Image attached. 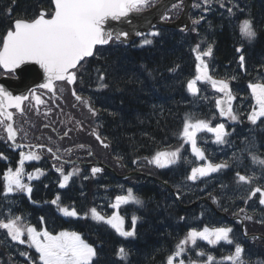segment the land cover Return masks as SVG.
Returning a JSON list of instances; mask_svg holds the SVG:
<instances>
[{"label":"trees","instance_id":"1","mask_svg":"<svg viewBox=\"0 0 264 264\" xmlns=\"http://www.w3.org/2000/svg\"><path fill=\"white\" fill-rule=\"evenodd\" d=\"M40 11H45L46 16H49L53 11L51 0H0V46L15 20H33ZM262 32L259 35L264 37ZM158 37L159 40L143 48L120 44L97 48L96 54L81 65L84 68L78 75L75 87L90 98L92 108L96 110L93 116L96 121L94 130L108 143L111 153L108 164L119 173L151 167L150 172L167 182L174 192L141 176L129 178L140 182L139 188H134V194L144 202L142 207L131 205L130 209L122 212L126 229L132 227V217L128 214L140 215L134 238L118 236L114 228L93 221L90 215L85 218V214L92 208H96L102 215L106 208L102 200V196L105 198L102 171L88 174L86 178L84 174L78 176L77 183L70 188L59 189L49 185L34 189L28 195L22 194L12 204L14 214L26 216V223L38 231L46 229L52 234L61 231L79 233L86 242L97 248L99 259L95 264H167L168 256L174 253L177 244L185 238L190 228L200 230L205 227L232 228L230 237L243 245L244 259L264 260L263 239L247 241L241 236L237 223L217 215L207 204L201 203L185 210L174 198V193H179L184 205L200 197L213 202L211 197L215 196L218 202L213 203L219 211L239 215L247 231L264 235V210L259 205L260 194L249 198L251 188L259 186L264 189V171L244 164L249 160L248 152L244 149L246 143L248 147V143L253 142L251 138L243 141L245 146L237 134L229 136L228 143H215L212 147L204 140H198V146H202L208 160L217 163L229 161L230 167L210 178L187 180L196 157L190 145L179 137L185 118L191 117L193 122L206 119L213 124L219 117L212 116L215 112L212 102H202L199 91L193 95L187 88L188 81L194 78L197 61L185 54L181 38L166 29ZM223 46V52L216 55L218 61L230 55L228 45ZM256 51L260 60H264V43L256 47ZM97 69L105 74L104 83L107 86L104 88L99 87ZM169 69L175 71L164 72ZM256 140L255 147L264 150L263 139ZM181 144H184L181 149L182 159L177 164L166 168H158L152 163L148 165V160L156 152L171 151ZM95 146L101 148L97 144ZM117 161L123 166L117 164ZM237 172L246 176L254 174L256 179L251 186L240 184L236 179ZM109 181L115 179L110 175ZM221 185L226 187L222 188ZM114 189L117 190L116 187ZM57 197L60 198L59 206L74 207L79 216L66 217L60 213L58 205L52 203ZM12 201L5 200L0 183V217L3 214L2 207L10 205ZM121 246L129 252L126 262L116 257V251ZM201 246H205V249H201ZM186 247L189 250L180 257H174L173 264H179L181 259L185 264H189V261L201 263L207 259L208 254L220 260L234 249V245L223 241L213 246L199 239L195 247L191 244ZM24 252L31 259L22 256ZM197 252L206 255L201 257ZM38 255L27 244L9 245L0 239V264H40Z\"/></svg>","mask_w":264,"mask_h":264},{"label":"snow or ice","instance_id":"2","mask_svg":"<svg viewBox=\"0 0 264 264\" xmlns=\"http://www.w3.org/2000/svg\"><path fill=\"white\" fill-rule=\"evenodd\" d=\"M55 5L54 11L50 14L49 18H45V13L41 14L31 21L17 19L13 22L14 30H9L3 37V45L0 47V67L9 71H15L21 65L27 62H35L40 66L44 73L45 82L37 87L47 89L55 93L56 82L67 81L72 84L76 79V70L86 57H92L96 53L94 49L97 46L108 45L113 41H121V38H126L128 33L125 31H110L106 30V22L111 20L119 21L121 18L128 17L129 13L140 12L145 7L149 6V0H53ZM210 0H203L204 5H208ZM174 9L178 5L172 6ZM200 7V5H196ZM221 7L224 3L221 2ZM234 7H238L235 5ZM208 9L205 8V11ZM229 14H233V7L227 8ZM161 19H167L166 16ZM202 19V17H201ZM199 19L194 21V24L199 23ZM239 31L242 39L248 43H252L258 36L255 30L252 19L246 18L239 25ZM137 35H143L137 33ZM150 36H158L159 32L153 31L149 33ZM143 45L151 44L150 39H144ZM197 48L193 52H197ZM241 49L237 48V52ZM212 54V46L209 45L208 49L202 54L196 55L198 61L196 65L197 77L195 80H189L187 83L188 90L195 95L198 92L196 81H208L212 87L221 93H225V100H217V107L221 116H228L231 120L237 121L238 115L234 113L231 101L234 99L229 84L227 81H217L209 74L208 66L204 63L202 56H210ZM244 56H240L241 67L244 65ZM178 67V66H177ZM27 71V69H23ZM175 71V69H169ZM99 87L104 88L107 85L104 83L105 74L97 69ZM252 97L255 100V106L248 114L247 119L256 126L261 118H264V82L249 83ZM75 95V92L73 93ZM35 100L39 105L44 101L36 94L35 89H31L28 95H13L5 88L0 87V126L4 127L7 132V139L15 142L17 130L13 127V113L9 108H15L22 111V102L29 99ZM77 100H81L80 96H76ZM85 106L89 107L93 115L96 110L91 108L89 101H82ZM207 131L213 133L215 136V143L226 144L228 143L227 137L229 133L225 131L223 123L216 124L215 127L210 126L209 122L204 120L192 121L191 117H186L183 128L179 133V137L185 144L191 145V150L196 159L203 161L200 166L193 167L187 180L196 181L200 178H207L212 173H218L230 167L229 161L220 163H213L208 160L205 151L202 150L197 143V133ZM95 135V133H93ZM97 139L100 137L97 135ZM103 144V141H101ZM16 148H23V145H15ZM108 147L107 144L103 145ZM254 141L248 143V147L244 151L248 152L249 158L253 165L261 166L264 171V158L257 155L252 149L254 148ZM31 147V146H29ZM83 147V146H81ZM180 147L171 151H158L149 160V163L155 164L158 168H166L170 165L177 164L182 159ZM52 152V149H48ZM21 159L18 166L13 171L11 168L3 173L4 181V195L14 192L31 193L32 188L29 184L24 183V170L23 162L25 160H38L40 157L33 153L20 152ZM135 163V161H134ZM38 173L39 169L36 170ZM61 172L60 187H65L70 180V177L79 172L75 169L74 172L67 174L63 173L62 169H57ZM92 173L96 174L101 171L100 168L93 167ZM28 180L33 179L31 173L27 176ZM237 182L240 184H251L255 181V175L246 176L239 172L236 173ZM221 187H226L221 185ZM260 194L259 203L264 205V189L257 186L251 188L249 198ZM179 198V193H177ZM213 202H218V198L211 197ZM59 197L52 201L53 204L58 205V211L66 217H78L79 213L73 207L59 206ZM247 203V200L245 201ZM134 204L143 206V200L136 196L132 189H129L126 195H117L115 203L111 206L118 208L122 204ZM243 211V209H241ZM90 218L97 223H105L119 233L120 236L126 238H134L137 235L136 226L140 219L136 215L131 218L132 227L128 230L123 228L124 218L113 214L111 217H106L99 213L96 208L90 209L85 218ZM251 219V217H245ZM180 219H184L181 217ZM43 222V218H41ZM0 229L7 230V235L14 242L19 244H27L29 248H34L39 254L38 259L40 264H95L99 259L97 248L92 244L86 242L82 236L77 232L61 231L57 234H52L46 229L37 230L34 226L27 224L23 217H12L9 213V218L5 221L0 219ZM233 229L229 227H217L203 229L190 228L184 239L180 240L176 246L174 253L167 258V264H173L174 257H180L186 250V246L191 244L193 247L197 245V240L206 241L209 245H216L218 242H225L228 245H234L231 254L217 260L212 255L208 254L207 259L202 261V264H264V260L250 261L244 259L245 249L242 244L236 243L231 237ZM26 239L22 238L25 237ZM253 239H257L253 237ZM22 256L28 257V253H21ZM198 256L203 257L206 255L204 252H197ZM129 256L128 250L121 246L116 251V257L119 260L127 261ZM28 259H31L28 257ZM179 264H185L183 259L179 260ZM189 264H197L195 261H189Z\"/></svg>","mask_w":264,"mask_h":264},{"label":"flooded vegetation","instance_id":"3","mask_svg":"<svg viewBox=\"0 0 264 264\" xmlns=\"http://www.w3.org/2000/svg\"><path fill=\"white\" fill-rule=\"evenodd\" d=\"M158 1L159 0H149V6L145 7L144 9L153 6ZM221 2L224 3V7H221ZM174 4L178 5V7H176L175 9L172 7ZM198 4L200 5V7H196V5ZM183 5V0L173 3L162 16H166L167 19L162 20L175 21L176 19H178L182 12ZM235 5H238V7H234ZM229 7H233V14L231 15L227 11V8ZM205 8H207L208 10L205 11ZM189 16L191 20L189 29L184 31L183 29H185V26H182L178 31H172L177 34H181V40L184 43L185 54L190 55L194 60H196L197 54H202L208 49L209 45L212 46V54L210 56H202V59L204 63L207 64L209 74L213 79L217 81L224 80L228 82L229 88L234 97V99L231 101L232 107L233 109H240L242 118L247 120L246 130L250 131V135L253 134V132L256 130V126H253L248 121L247 116L255 106V100L252 97L251 90L249 89L248 85L249 83L264 82V60H260V55L256 51V47L264 43V37L259 35L263 34L262 31H264V0H210V3L208 5H204L203 0H194L192 8L189 12ZM249 17L252 19L255 30L258 33L257 38L252 43H248L246 40L242 39L241 33L239 31L240 23L244 19ZM198 19L200 22L194 24V21ZM165 29L166 28L156 26L151 29L149 33L153 31L162 33ZM149 33L144 39H150L152 42L160 39L158 36H150ZM136 44H138L140 48L144 47L142 41L137 42ZM223 44L228 45L227 47L230 55L227 57V59L218 61L216 59V55H218L219 52H223ZM198 45L199 47L197 49V52H193V49L197 48ZM237 48H240L241 51L237 52ZM240 56L245 57L243 67H241ZM200 82L202 83L203 88H205V86H209L212 91H217L212 87L210 82ZM65 85L67 84L64 82H56L55 93L50 92L49 90L35 89L36 94L39 95L41 100L44 102L37 105L35 100L30 98L23 103L22 112L14 114V127L17 130L16 142L19 144L43 146L41 150H37V155L40 157L38 160H30V162L25 160L23 162V180L25 179L24 183L29 184L32 188L48 187L49 185L57 187L58 182L56 181V184L54 181H50L49 179L52 176H61V172L57 171V169H62L64 174L67 173L68 167L70 166L67 164H63L62 161L77 160L80 162H92L94 160H100L108 165L107 162L101 160L102 157L98 156L97 158V155L91 149L87 151H77V149L82 148L81 146L84 145L82 143H80L79 145L74 144L71 146H63L57 142L56 137L58 135L56 133L62 128L65 129V126L60 122L59 118H53L50 113L52 112V110H60L59 105H57V100L58 102H61V98L57 96L58 94H56V92H61L62 94L67 95V89ZM218 99L225 100L226 95H223L222 93L221 97H218L217 100ZM215 105L217 106V103H215ZM40 106H42L40 111L43 110L42 115L50 114V119L48 120V122L43 121L39 123V121L37 120L43 119L45 117H36L37 115H40L38 109ZM29 121H31V123H28ZM32 121L34 124L39 123V127L33 128ZM262 137L264 139V131L262 133ZM44 147L51 148L52 152H49ZM2 148L7 149L9 151V155H6V161H1L3 162L2 167L4 170L1 172H5L9 168H11L13 171L16 169V167L18 166V162L21 159V151L26 154L33 151L32 149L25 148L17 149L7 141L5 135L1 132L0 156H4L5 154H7V152ZM102 153L104 159L108 160L109 155H111L110 151L106 150L104 152H99V154ZM87 157H89V160H87ZM78 158H80L81 160H79ZM29 163L35 168L33 172H36L37 169L40 170L37 175H34L33 180H28V178L26 177L29 173L32 174V172L28 171V168L30 166ZM56 164L62 165V167L56 166ZM117 164L123 166L118 161ZM42 167L44 169H42ZM91 169L92 166L83 167L82 172L87 173L90 172ZM104 179H108L107 174L104 175ZM120 182L121 181L111 182L110 185L108 183L106 185V194L109 196H113V194L120 195L119 193H116L112 188V183ZM125 182L126 181L121 182L123 186H125ZM139 186V182L133 184V187L136 189H138ZM133 215L140 217V215L137 213H134L132 215L128 214V216L131 217ZM256 248L259 249L258 247ZM262 249L264 250V247Z\"/></svg>","mask_w":264,"mask_h":264},{"label":"water","instance_id":"4","mask_svg":"<svg viewBox=\"0 0 264 264\" xmlns=\"http://www.w3.org/2000/svg\"><path fill=\"white\" fill-rule=\"evenodd\" d=\"M177 1L179 0H161L159 3H157L153 7L146 9V10H142L138 13L137 12L129 13L128 17L121 18V20L119 21L109 19L105 24V28L106 30H110L114 32L115 31L127 32L128 36L126 38L122 37L121 41H117V42H122L124 45H129L136 38H138L140 35H137V33L145 34L155 25L178 29L181 25L186 24L188 21V12L192 5L191 3L192 0H183L184 5H183L182 14L177 21L164 22L161 20V16L163 15L165 9L169 5ZM52 4H53V8H55L53 0H52ZM45 18L47 17L45 16ZM12 30H14V27ZM2 45H3V42H2ZM2 69L5 72H12L13 77H8L6 75L1 76L0 77V87L5 88L7 91L11 92L14 96L15 95H27L30 89L36 88L38 85L43 84L45 82L43 70L35 62H27L26 64L21 65L20 68L16 69L15 71L6 70L3 67ZM23 69H27V71H23ZM11 109L12 108H9L8 110L11 111ZM132 174L133 173H128L124 177L132 175ZM213 174L215 173H212L210 175H213ZM153 179L156 180L158 183L166 187H169L167 184L161 182L160 180L155 179V178ZM201 201H205L211 206H213L212 203L206 200L205 198H202ZM219 214L229 220H235V219L240 220L238 217H228L224 213H219ZM241 229L243 231L242 225H241Z\"/></svg>","mask_w":264,"mask_h":264},{"label":"rangeland","instance_id":"5","mask_svg":"<svg viewBox=\"0 0 264 264\" xmlns=\"http://www.w3.org/2000/svg\"><path fill=\"white\" fill-rule=\"evenodd\" d=\"M209 92L206 90L205 92V97H206V93ZM210 93V92H209ZM80 105H84L83 102L80 103ZM40 112V116H45L44 118H50V114L52 117H55V116H59V115H62L63 111L61 110H52V112L49 114V115H42L43 114V110L42 111H39ZM237 125V124H236ZM0 130H1V127H0ZM58 136L56 137L57 139V142L60 144V145H63V146H69V145H72L74 143H77V142H84V143H89L91 142V139H92V132H91V126H87V127H82V126H73L71 129H69L67 132L65 133H56ZM212 137L211 138H208L207 134L205 131L203 132H199L197 133V137H198V140H204L207 144H210L211 147L213 146L212 144H215V136L213 134H211ZM201 149H202V146H199ZM35 154H37V152H33ZM152 158V157H151ZM150 158V159H151ZM196 159V158H195ZM29 162V160H27ZM197 163H202V161L196 159ZM196 165V164H195ZM75 171V170H73ZM28 176V175H27ZM26 176V177H27ZM25 180V179H24ZM32 188V187H31ZM34 191V189L32 188V192ZM16 194H24V195H28L29 193H25V192H14ZM13 195V193L11 194H8L7 197H5V200L7 202H10V200H12L11 196ZM175 198H177V196L175 195ZM12 203V202H11ZM180 203V202H179ZM3 205H5L3 203ZM84 206V204H83ZM262 206V208L264 209V205H260ZM12 207V204L10 205H5L3 206V214L1 216V219L2 220H7L9 218V213L11 214L12 217H15L14 216V212L13 210L11 209ZM73 208V207H71ZM82 210V209H81ZM80 210V211H81ZM23 217L24 221L27 222V217L26 216H21ZM1 232L4 234L5 236V239H3V242L4 243H8L9 245H15V246H20L21 244H19L18 242H14L10 239V237H8L7 235V230H3V229H0ZM0 232V233H1ZM26 237V236H25ZM23 238V237H22ZM0 239L2 240V238L0 237ZM6 240V241H5ZM8 247V246H7ZM10 248V247H8Z\"/></svg>","mask_w":264,"mask_h":264}]
</instances>
